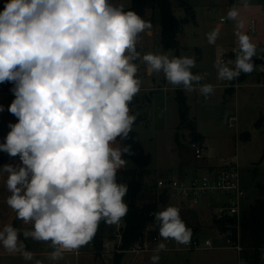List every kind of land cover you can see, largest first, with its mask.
<instances>
[{"label":"clouds","instance_id":"1","mask_svg":"<svg viewBox=\"0 0 264 264\" xmlns=\"http://www.w3.org/2000/svg\"><path fill=\"white\" fill-rule=\"evenodd\" d=\"M242 7H249L248 0ZM224 19L234 24L235 59L221 54L214 66L218 80L231 82L255 70L258 45L239 7L229 8ZM151 28L115 0H6L0 84L13 85L8 111L18 122L9 123L0 152L19 163L0 166V178L7 206L30 226H0V246L8 254L43 264L28 250L30 239L53 248L48 259L56 262L88 244L101 222L116 225L127 215L128 185L118 182L117 173L126 163L122 155L131 154L120 141L136 120L130 105L142 88L140 65L162 73L173 88L205 98L215 91L203 83L206 74L192 71L195 56L143 52L141 34ZM219 35L220 27L213 28L207 42L215 45ZM154 219L163 240L191 243L192 229L178 207L167 206ZM163 250L166 244L158 243L151 264H159Z\"/></svg>","mask_w":264,"mask_h":264},{"label":"rangeland","instance_id":"2","mask_svg":"<svg viewBox=\"0 0 264 264\" xmlns=\"http://www.w3.org/2000/svg\"><path fill=\"white\" fill-rule=\"evenodd\" d=\"M170 1L178 18L188 17L195 8V17L189 24L184 25L180 34L182 48L178 55L195 56L196 67L192 71L206 74L205 83L215 86V91L207 98L198 92L189 93L183 90L187 96L190 118L196 121L198 132L204 137L209 158L237 156L244 186L248 191L246 207L258 198H264V125L258 127L256 124L261 117H264V66H257L250 74L242 73L239 77L238 89L228 87L225 81L218 80L214 65L221 54L223 57L235 55L232 52L235 47L234 24L228 20L222 23L223 30L220 31L215 45L207 42L206 34L215 28L216 22H220V19L226 16L229 10L227 5H230V8L234 6V0H184L192 7L189 11L180 8L179 0ZM240 1L238 0L235 6L240 8L242 18L246 20L245 30L252 42L258 45V56L254 58L262 57L263 54H259V49H264V0H250L246 9L242 7ZM115 2L122 3L125 9L131 6V0H115ZM5 3L6 0H0V11L3 10ZM153 13L157 15L158 12L150 11L149 15ZM139 48L143 52H171L177 56L176 50L162 48L154 23L150 31L141 34ZM138 75L143 82L142 88L134 97L130 107L142 121H146L142 127L133 132V136L129 135L130 138L126 142V146H130L131 153H127L129 164L137 161L141 167L154 169L169 166H176L174 167L176 169L180 168L179 165H183L185 169L198 167L199 163L194 158L192 150L179 152L174 140L175 134L178 133L182 143L187 146L192 141L188 130L185 128L177 130L180 120L175 95L179 88L169 85L162 73L150 74L145 65H140ZM245 133L249 134L251 139H241V135ZM206 163L209 161L201 162L203 166ZM151 171L152 175L147 182L149 187L157 183L166 173ZM118 178V182H122V178ZM126 201L124 197V202ZM178 204L179 201L171 199L164 207H179ZM180 208L181 214L187 221L186 226L199 227L197 236L201 239H212L214 248L184 251L166 245V250L159 253V264H248L241 258V251L230 249L226 238L216 233V229L222 232L226 228L215 221L213 209L204 208L196 211ZM163 209L160 208V211ZM122 226L123 223L107 225L103 238L105 243H108L109 250H106V245L103 249H98L90 241L79 249L80 254L66 252L63 259L56 262L48 259V254L54 250L53 248H36L33 252L34 259L41 260L43 264H114L116 259L122 257L121 264H131V260L143 255L130 252V249L125 250L121 246ZM152 228H154L152 225L148 227V229ZM85 250L91 253V256L85 254ZM167 250L168 252H165ZM0 264H34V261L14 258L0 260Z\"/></svg>","mask_w":264,"mask_h":264},{"label":"trees","instance_id":"3","mask_svg":"<svg viewBox=\"0 0 264 264\" xmlns=\"http://www.w3.org/2000/svg\"><path fill=\"white\" fill-rule=\"evenodd\" d=\"M131 2V6L125 10L135 11L142 18L150 21L151 24L154 23L155 15L153 13L149 16V12H155V10L158 12L161 25V46L165 50H176L177 56H179V51L182 48L179 37L184 29V25L189 24L194 17L192 7L184 0H179L180 8H184L186 11L192 9V14H188V17L185 18H178L174 13L170 0H131ZM175 99L178 104L180 120L177 130L185 128L190 132L191 143L200 142L204 144V137L198 132L196 121L190 118L187 96L181 88L176 90ZM139 122H141L140 117L135 120V124ZM256 124L258 127L264 125V117H261ZM240 138L249 140L251 136L245 133ZM174 140L179 152L191 149V143L188 146L182 143L178 133L175 134ZM151 175L152 171L146 169L124 170L121 173H117V177H121L122 182L128 185V193L125 197L127 201L125 203L128 205L131 197L134 198L136 203L134 207H128L129 211L121 221L123 223V226L120 228L121 246L125 250L130 249L135 243L140 241L150 225L154 226V229L149 232L150 239L153 240L159 234L154 214L160 211L162 203L157 190V183L150 187L147 185ZM180 216L186 224L187 221L181 212ZM107 225L101 222L95 236L91 240L93 245L98 249H103V246H105V239L103 237ZM190 228L192 230L198 228L199 231V227L197 226ZM232 240L241 245V258L248 264H264V198H258L243 209L239 226L234 228ZM121 262L122 257H119L115 260L114 264H121Z\"/></svg>","mask_w":264,"mask_h":264},{"label":"built area","instance_id":"4","mask_svg":"<svg viewBox=\"0 0 264 264\" xmlns=\"http://www.w3.org/2000/svg\"><path fill=\"white\" fill-rule=\"evenodd\" d=\"M237 2L238 0H234L235 5ZM240 2L242 3V0ZM221 21H225L224 17L221 18ZM223 58L225 60L235 59V55ZM239 77L231 82H225L228 87L238 89L240 85ZM203 83H205V80ZM231 125L233 124L231 123ZM190 147L194 158L199 163V166L196 167V172L185 175L180 173L164 175L157 181L158 193L160 197L167 194L169 200L175 199L179 201L180 206L186 209L196 211L204 208L213 209L215 221L223 225L224 229L226 228L222 232L216 229V233L226 238L230 246L240 252L242 247L232 240V235L234 228L239 226L248 192L244 186L242 169L238 163L237 156L231 158H209L204 144L192 142ZM206 160H209V163L203 166L201 162ZM121 223L119 224L121 225ZM153 229H147L144 237L130 248V252L142 254L154 251L159 241L184 251H200L214 248L212 239H201L197 234L192 236L191 243L188 245H180L173 240H163L159 234L152 240L149 237V232Z\"/></svg>","mask_w":264,"mask_h":264},{"label":"crops","instance_id":"5","mask_svg":"<svg viewBox=\"0 0 264 264\" xmlns=\"http://www.w3.org/2000/svg\"><path fill=\"white\" fill-rule=\"evenodd\" d=\"M227 8L229 9L230 8V5L229 6L227 5ZM194 9H193V11L195 12ZM191 12H192V10H191ZM149 16H151V15H149ZM154 17H155L154 18V24H156L157 38L159 39V43H160L161 42V25H160L159 14L157 13V15H155ZM194 17H195V13H194ZM222 23H223L222 21L215 23V27H220V31L223 30ZM147 32L148 31H146L145 33H147ZM200 59H201V56H200ZM12 87H13V85L11 83H3V84H0V106H3V108H4V111L3 112H0V143H3L4 142L6 135L10 131V129L8 127L9 123H17L18 122L17 121V118L14 117L8 111V108H9L11 102L15 99L14 95L10 91V89ZM229 97H231V96H229ZM130 109H131V113L130 114H134L136 116V119H137L139 116L135 114V112L132 110L131 107H130ZM145 121L146 120H143L142 122H139L138 124H135L134 123L133 128H132V132H130L129 135H132L133 136V132H135V130H138L139 127H142L143 126V123ZM128 138H130V137L128 136ZM128 138L125 139V140H123V141H120V143H121L122 146H126V142H127ZM117 139L119 140V138H117ZM171 145H172V143H171ZM171 145H170V148H171ZM204 146H205V143H204ZM206 147L207 146H205V148ZM122 159H124L126 161V163H125V165L123 166L122 169L118 170V173H121L124 170L146 169V170H153V171H165L166 172L165 175L168 174V173H180V174H184L185 175V174H194L196 172V170H197V168H193V167H191V169H185V168H183L180 165H179L180 168H176V169L174 168L176 166H174V167L169 166V167H165V168L159 167L158 169H154V168H151V167H144V166L141 167V166H139V164L137 163V161L136 162H130V164H129V161H128V158H127V153H124L122 155ZM14 162L15 163H19L18 157L11 158L6 153L0 152V166H3L6 163H14ZM184 169L187 172L184 171ZM7 195H8V193H7L6 188L4 187V185L2 183V178H0V226H2L5 223H13V226H15V227H20V228L30 227V226L23 225L22 221L16 220L14 212L6 204V197H7ZM178 205H179V207L178 206L177 207L181 210L180 204H178ZM164 206L165 205H162L160 208H165ZM25 243L27 245L28 250H30L32 252H34L36 248L47 249V248L50 247V246L45 247V246H43V244L38 243V242H35L33 240H30V239L27 240V241H25ZM105 245H106V248H107L108 243L106 242ZM226 249H228V248H226ZM230 249H235V248H233V247L230 246ZM86 250L84 251L85 254H88L89 256H91V253L87 252ZM106 250H109V249L107 248ZM170 251H174V250H170ZM74 252L76 254H80L81 253L80 250L74 251ZM165 252H168V250L165 251ZM153 253L154 252L142 253L143 257H136L134 260H131V264H151V259L150 258H151V256H152ZM14 258L23 259L19 255H10V254H8L2 248V246H0V260H5V259L12 260Z\"/></svg>","mask_w":264,"mask_h":264},{"label":"water","instance_id":"6","mask_svg":"<svg viewBox=\"0 0 264 264\" xmlns=\"http://www.w3.org/2000/svg\"><path fill=\"white\" fill-rule=\"evenodd\" d=\"M189 14H192V12H190ZM253 60H254V64L256 65V67L257 66H264V54L262 55V57L253 58ZM168 201H169V198H168V195L167 194L161 197V203H162V205H167ZM135 205H136L135 200H134L133 197H131L130 198V203L128 204V207H134ZM192 232H193V235L192 236H194L198 232V228L193 229ZM43 246L47 247L46 244H43Z\"/></svg>","mask_w":264,"mask_h":264}]
</instances>
